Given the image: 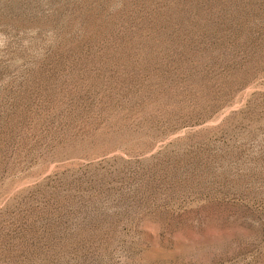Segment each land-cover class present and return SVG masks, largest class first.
Listing matches in <instances>:
<instances>
[{
	"label": "rangeland",
	"instance_id": "rangeland-1",
	"mask_svg": "<svg viewBox=\"0 0 264 264\" xmlns=\"http://www.w3.org/2000/svg\"><path fill=\"white\" fill-rule=\"evenodd\" d=\"M0 264H264V0H0Z\"/></svg>",
	"mask_w": 264,
	"mask_h": 264
}]
</instances>
